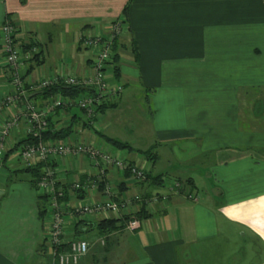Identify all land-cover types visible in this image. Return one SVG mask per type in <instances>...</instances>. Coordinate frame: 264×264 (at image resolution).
Here are the masks:
<instances>
[{"label":"crops","instance_id":"1","mask_svg":"<svg viewBox=\"0 0 264 264\" xmlns=\"http://www.w3.org/2000/svg\"><path fill=\"white\" fill-rule=\"evenodd\" d=\"M5 19L20 40L39 45L32 82L59 71L81 76L89 54L79 34L106 35L116 20L127 26L113 43L112 81L124 91L103 110L101 135L76 108L56 113L50 127L121 142L106 135L110 118L136 96L150 133L144 149L121 143L149 179L138 184L114 170L109 179L121 198L155 200L136 207L135 230L127 220L108 232L98 218L71 221L68 232L89 245L78 264H264V0H0V26ZM6 78L0 69V96ZM247 92L256 94L246 100ZM46 98L33 95L39 106ZM56 167L63 201L85 199L70 183L87 181L88 163ZM21 169L7 158L0 168V264H52L42 245L48 213L41 218L34 178L19 180ZM167 178L184 182L195 200L170 194Z\"/></svg>","mask_w":264,"mask_h":264},{"label":"built area","instance_id":"2","mask_svg":"<svg viewBox=\"0 0 264 264\" xmlns=\"http://www.w3.org/2000/svg\"><path fill=\"white\" fill-rule=\"evenodd\" d=\"M126 31V23L116 20L108 26L106 35L81 32L78 42L89 54L82 75L59 71L32 82L29 77L39 57V45L35 39L20 40L18 25L9 19L0 26V69L7 77L0 96V168L6 158L18 163L22 169L43 166L35 186L40 195H48L45 246L52 264H78L88 254V242L76 240L75 233L68 232L71 221L86 224L96 218H127V229L135 230L139 227L136 207L150 205L155 200L141 195L121 198L111 187V170L138 184L149 179L148 169L139 163H129L121 150L112 151L104 141L86 137L76 128H72L63 139H45L47 133L55 134L71 127L69 124L50 127L56 113L70 108L83 113L93 136L101 135L103 110L119 102L124 91L120 82L112 81L113 43ZM56 86L78 92L72 97L60 93L44 95L47 98L42 106L33 99L34 94H43ZM69 159L86 161L91 168L86 174V182L70 183V189L79 191L85 198L75 204L63 201L62 191L56 190V166ZM162 181L170 194H182L186 199L195 200L184 182L175 179L166 183ZM99 185L102 186L101 192L97 190ZM95 196L99 199L95 200Z\"/></svg>","mask_w":264,"mask_h":264},{"label":"rangeland","instance_id":"3","mask_svg":"<svg viewBox=\"0 0 264 264\" xmlns=\"http://www.w3.org/2000/svg\"><path fill=\"white\" fill-rule=\"evenodd\" d=\"M114 22V21H113ZM246 93V92H245ZM245 94V99L247 100L249 96L252 94L255 95L256 93H249ZM250 101V100H249ZM149 114H151V111L149 109ZM245 116H250L251 112L248 109L244 110ZM147 108L144 103H141L140 100L135 96L134 100H126L124 104L118 108V110L114 113V115H111L110 118V132L109 134L106 133V135H115V137L121 142H127L131 145L137 146L141 149H144V145L146 143V139L148 134L150 133V122L146 119L147 115ZM75 139V137L73 138ZM112 151H117L118 149L108 145ZM132 150H134L132 148ZM136 151V150H135ZM142 153V152H141ZM150 153V152H148ZM123 157L126 158V153L123 150ZM143 162H148L143 161ZM20 177L17 178L20 180V178L25 179V175L28 177H31L28 173H20ZM15 179V178H13ZM171 178H167L165 180L166 182H169ZM14 181V180H13Z\"/></svg>","mask_w":264,"mask_h":264},{"label":"trees","instance_id":"4","mask_svg":"<svg viewBox=\"0 0 264 264\" xmlns=\"http://www.w3.org/2000/svg\"><path fill=\"white\" fill-rule=\"evenodd\" d=\"M117 70H115L116 72ZM78 91L74 90L73 88H69V87H64V86H56V87H53L51 88L50 90H47L45 92H43V95H53V94H57V93H60L64 96H74L77 94ZM72 132L71 130V127L66 129V130H61L59 132H56L55 134H50V133H47L45 135V139H63V137H65L66 135H68V133ZM103 139L105 140V142L107 144H110L111 146L119 149V150H131V146L128 145V144H125V143H121L119 141H116V140H113V139H109V138H106L104 135L102 136ZM42 169H43V166L42 165H38L36 168H33V169H21V170H18V171H15V172H23V173H28L31 175L32 178H34V180H31L33 185H35L36 183V179L41 176L42 174ZM13 172V173H15ZM79 182V181H78ZM82 183V182H80ZM84 183V182H83ZM56 190L57 191H61L59 189V185L56 184ZM72 190V189H71ZM98 192H101L102 191V186L99 185L98 188H97ZM73 191V190H72ZM75 193L79 195H82L80 194L79 191H73ZM63 194V192H62ZM39 200L41 201V208H40V216L41 218L45 216V214L47 213V210H46V206L45 204H47V200H48V195L46 194H42V195H39L38 196ZM64 198L62 197V200ZM139 214V213H138ZM123 220H127V218L123 219ZM119 221L121 220H112V219H109V220H101L99 223H98V227L100 228V231H103V232H108L110 231L111 229H117V226H116V223H118ZM82 224V223H81ZM80 224H78L79 226ZM75 239L76 240H83V239H78V237L76 236V233H75ZM44 248H46L45 246V237L43 239V244ZM46 252H47V249H46Z\"/></svg>","mask_w":264,"mask_h":264}]
</instances>
